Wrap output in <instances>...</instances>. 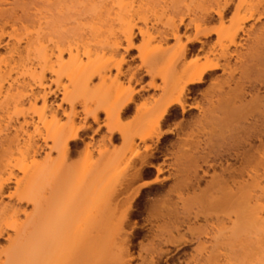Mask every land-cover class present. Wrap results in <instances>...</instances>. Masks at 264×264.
Wrapping results in <instances>:
<instances>
[{
  "label": "bare ground",
  "instance_id": "1",
  "mask_svg": "<svg viewBox=\"0 0 264 264\" xmlns=\"http://www.w3.org/2000/svg\"><path fill=\"white\" fill-rule=\"evenodd\" d=\"M22 1L0 0V44L6 34H9L8 39L14 41L11 44L9 58L0 55V72L4 73L2 75L0 73V110L6 115V122L2 126L0 123V199L9 189V185L14 184L13 192H9L7 196L14 201L13 204H4L0 201V237L8 230L13 233L6 234L9 246L0 251V255L3 254L5 257L3 260L0 257V264H48L51 262L50 257L54 259V255L55 260L51 264L67 262L69 264L75 259L73 254L72 256L68 253L72 251L76 253L77 248L83 246V242L84 244L90 242V236L86 230L80 229L83 226V229L87 228L85 220L89 217H84L87 211L83 218L80 217L82 220L78 219L75 227L70 226L74 217L64 214L69 213L70 209L63 212L65 208H62L61 203L64 200L63 194L60 195L58 190V187L64 188L61 186L66 183L67 173H71L69 169H65L66 161L74 151L75 144L81 140V133L88 128L87 125L86 127L75 124L74 119L79 112L83 114L84 119L90 118L93 122H97L99 114L102 113L105 121L102 127H105L109 134L108 139L105 138L107 141L114 138L120 139L121 146L118 149L112 147V151L104 147V151L98 152L102 161L98 160L96 165L92 162L90 163L92 166L90 164L84 166H89L84 172L81 168L83 173L81 172L80 177L72 176L75 178L73 183L76 184L71 185V181L68 183V178L72 179L69 174L68 185L65 184V190L62 192L60 190L61 193L66 194L68 191V195H71L79 184H81L79 186L90 187L92 182L85 186V181L89 183L87 182L89 180L85 179L94 178L93 174L96 170L98 176L101 175L96 176L98 181L104 179V184L98 181L94 183L95 188L98 187H96L97 182L102 184V189L98 188L100 196L97 194V197H94L91 194L90 191L94 185L93 187L91 185V190L88 191L91 196L86 195L90 196L88 199L95 198L92 201L93 204L97 203L96 199L100 200L101 208L98 206L100 204L95 205L94 208L95 211L98 208L100 213L96 211L98 215L104 214L111 199L119 194L118 190L111 189V187L114 188L111 185L114 178L119 175L120 164L125 162L126 166L135 165L138 160V172L151 167L147 163L149 158L147 152L152 147L147 143L153 139L158 142L165 137L163 126L171 115V111L177 107L182 113L197 110V113L200 112V118L194 126H200L203 130L214 122L211 127L220 129L218 138L221 143L214 147V155L202 160L214 171L212 176L214 178L211 177L214 179V197L217 198H214V204L216 200L219 202L218 205L221 202L228 203L226 200H230L231 205L234 197L236 201L233 202L239 203L233 206L235 214L232 208H229L235 217L227 218L231 224L230 228H221L217 230L218 233L230 231L229 234L237 236L239 232H247L249 226H252L253 230L259 227L260 230L261 225L264 230V222H262L264 215L262 218L260 215L264 207L258 208V201L253 202L254 208L248 206L249 200L253 197H249L252 194H249L251 191L249 192L248 188L253 184H249L248 180H259L254 177L258 173V168L262 169L261 174L264 176V0H154L153 5L161 6L156 9L163 14L167 12L166 16L169 12L171 16L163 17L160 12L161 14L156 16L166 18V22H161L160 18L156 17L155 23L151 26H147L144 15L137 17L138 21H144V28L137 29V34L141 38V44L137 48L134 45L136 23L135 20L130 19L137 15V11L127 10L131 0H33V2L30 0L31 3L28 4ZM1 4L12 6L6 8ZM153 9L155 10V7ZM230 9H232L230 15L226 18ZM156 12L158 13L157 10ZM114 21L119 22L117 30L112 28ZM249 23L252 24L247 26ZM16 24L22 26L24 30L22 36L15 34ZM155 24H161V27H154ZM6 27H10L9 33L6 32ZM182 38L184 40H181ZM169 41L175 42L173 47ZM21 43H24V46L22 45L24 58L21 59L24 61L21 65L19 64V71H16L18 63L10 65V62L14 61L13 55L20 59ZM118 48L126 52L136 49L137 58L140 61V66L137 68L142 69L150 78L148 86L160 90L158 97L148 102L149 106L143 102L141 106H134V115L130 116L132 121L127 120L129 122H123L122 117L131 105L135 104L134 97L138 90L131 88L130 84L132 80H135V84L138 85L136 80L138 72L136 69L129 70V77L126 78L127 81L125 80L129 85H122V81L118 78L123 76L122 66L125 59L114 57ZM2 65L9 69L4 71L1 69ZM111 70L115 71L113 77L110 74ZM219 71L223 72L225 77L217 83L219 79H215V82L211 81L213 82L212 87L209 86L211 89L202 96L205 102L202 103L204 109L199 101L190 95L197 86L205 82L208 76ZM11 73H17V77L11 78ZM47 73L51 75L49 82L54 86V91L48 84L43 83ZM19 78L24 81L19 82ZM92 79L98 81L95 88L89 86ZM156 79L160 80V84L154 83ZM112 82L115 83L112 84ZM36 87L44 90L41 96L34 92ZM56 92L61 95V103L67 104L69 109L68 112L62 111V116L65 117L64 123L58 120L57 110L48 109L47 98L49 95H55ZM39 100L41 102L38 105ZM189 100L194 102L189 103ZM77 105L80 106V111L76 109ZM55 106L56 109H60L61 104ZM135 123L144 126L145 131L132 135V126ZM206 130L204 131L208 132ZM211 130L214 131V129ZM168 134H173V131L170 130ZM39 140L48 150L41 163L38 162L42 149L38 145ZM47 142L50 145L46 144ZM139 143H143L141 153L137 149ZM52 152L59 157L58 165H52L54 161L49 158ZM207 159L214 160V169L213 165L207 164ZM155 171L158 174L162 172L160 168H156ZM201 171L202 176H198L197 184L208 175V170ZM14 172L18 175L16 176ZM89 174L93 177H89ZM140 178L139 173L126 177L120 187L130 188ZM149 184L150 182L141 183L135 195ZM43 186L44 190L46 186L49 188L47 197L40 193ZM81 188L80 191H82ZM251 188L258 189L254 186ZM84 190L83 188V193ZM258 190L264 191L262 188ZM263 191L261 194H264ZM217 192L222 193L225 198L216 194ZM79 194L82 195V193ZM68 195L67 199L70 197ZM217 195L223 200L227 199L223 201L218 199ZM256 198L257 196L254 200ZM88 199L85 202L88 203ZM93 204L90 207H93ZM23 206H31L32 212H24ZM60 207L62 212H59ZM73 212L75 215L76 211ZM70 213L72 214L71 211ZM22 214L24 220L20 221L17 218ZM125 216L123 215V219ZM9 219L14 220L9 222ZM123 219L120 220V224ZM91 221L96 222L92 219ZM216 222L219 227L221 222ZM79 224L80 227H78ZM223 224L221 223L222 227ZM91 230L93 231V228ZM111 230H102L103 237L106 238L109 232L112 234ZM110 236L107 240L111 241L113 236ZM97 237L101 238L102 235L98 234ZM244 239L243 242L246 243ZM112 240L111 242L114 243L117 241H114V238ZM260 243L263 241H259L261 247ZM242 245L244 249L245 244ZM87 247L91 249L90 245ZM261 250L264 249L261 248ZM60 251H63V254L68 251L66 253L68 259L65 257L66 261L63 259V263L57 261L62 257ZM57 252H60L59 259H56ZM69 255L72 257L71 261Z\"/></svg>",
  "mask_w": 264,
  "mask_h": 264
},
{
  "label": "rangeland",
  "instance_id": "2",
  "mask_svg": "<svg viewBox=\"0 0 264 264\" xmlns=\"http://www.w3.org/2000/svg\"><path fill=\"white\" fill-rule=\"evenodd\" d=\"M8 1H12V0H8ZM23 1L26 4L33 2V0H31V2H30V0H23ZM23 1H22V3H23ZM152 1H154V0H131V1H129L130 6L128 5L127 10L132 9L134 11H137V15L133 16V19H132V17H130V19L135 20V23H136V30L134 31V33H135V39H134L135 48L139 47L141 44V38L137 34L138 33L137 29L144 28V21H138L137 17H141L142 15H144L146 18L147 26H151L153 23H155L156 17L160 18L161 22H166V20H167L166 18H163L164 16H166L167 12H164V14H163V12L158 10L159 7H161V6L157 7V5L156 6L153 5L155 3L152 4ZM131 2H132V4H131ZM1 6L7 8V6L9 7L12 5L8 4V5L4 6L1 4ZM154 7H155V10L153 9ZM156 7L158 9H156ZM160 9H164V8H160ZM156 10L158 11V13L156 12ZM231 10L232 9H230L229 12L226 14V18L230 15ZM160 12L162 13L163 17L156 16V14L158 15ZM169 15H170V13L168 12L167 16H169ZM114 22L112 23V28L114 30H117L119 28V22L118 21H114ZM250 24H252V23L247 24V26H249ZM258 25L259 24H257V26ZM15 26L17 28V30L15 31V34L17 36H22V33L24 34V30L22 29V26L20 24H16ZM154 27H161V24H155ZM5 30H6V32H8L10 30V27H6ZM8 37H9V34H6V36H4L2 38L1 44H0V55L4 56L5 58H9L8 56L10 55V53H9L10 48L12 47L11 44L14 42L13 39L12 40L10 38L8 39ZM181 40H184V39L182 38ZM174 43L175 42H173V41H169V44L172 47L174 46ZM122 44L125 45L123 42H122ZM20 45H21L19 48L20 59L18 56L13 55L12 59L14 61L10 62V65H12V64L15 65L18 63V65H16V66H18L17 67L18 69H15L16 71H19V66L24 61V60H21L22 58H24V55H23L24 50L22 48L24 46V43H21ZM116 51L117 52L114 54L115 55L114 57L116 59H120L121 57H123L125 59V63L122 66L123 76H120L118 78V80L122 81V85L124 84V86H126L127 85L126 81L129 77L128 73H130L129 70H135V69L138 70L137 67L140 66V61L137 58L138 52L136 49L131 50L129 52H126L125 50H123L121 48H118ZM137 64H139V66H136ZM1 69H3L5 71L6 69L8 70L9 68L8 67L6 68L5 66L2 65ZM2 74H4V73H1V75ZM110 74H112L111 77H113V75L115 74V71L111 70ZM224 75L225 74L223 72L219 71V72H216L213 75L207 77L205 82L203 84L197 86L190 96L192 98H196L195 100L199 101V103L203 107L204 104H202V103H205V102H204L202 96L204 94H206V92H208L211 89V87L213 85L212 84L213 82H211V81L214 80V82H215L217 79H219V81L217 80L216 83L220 82V79L222 80L225 77ZM10 77L11 78L17 77V73H14V74L11 73ZM50 78H51V75L49 73H47L45 75V79H44L43 83L48 84L49 87L52 89V91H54L55 90L54 86L51 85L49 82ZM22 81H24V80L22 78H19V82H22ZM25 81H27V79ZM133 81L134 80H132V82ZM157 81L160 82L159 79H156L154 81V83L157 84ZM132 82H131V84H132ZM113 83H115V82H112V84ZM118 83H120V82H118ZM131 84H130V87L135 89L134 87L131 86ZM97 85H98V81H96V79H92L90 84H89V86L92 88H95ZM209 86H211V87H209ZM151 88L155 90V93L160 92L159 89H155L153 87H151ZM43 91L44 90H42V88H40V87H36L34 89V92H36L38 94V96L39 95L41 96L42 95L41 92H43ZM157 97H158V95L154 94L148 99H143L144 101L142 100L139 104H137L135 106L136 107L141 106L143 103L149 106L150 103H148V102H151L150 100H152L153 98L156 99ZM40 102L41 101L39 100L38 105L40 104ZM188 102L193 103L194 101L189 100ZM47 103H48V109L49 110L50 109L51 110H54V109L57 110L58 120L60 122L64 123L65 117L62 116V111L64 110V111L68 112L69 109H68L67 104L61 103L60 93L56 92L55 95H49V97L47 98ZM56 104H61L60 109H58V108L56 109V106H55ZM203 108L205 109V107H203ZM76 109H78V111H80V106L77 105ZM131 113H132V110L128 111L125 115H123V117H126V116L130 115ZM199 114H200V112L197 113V110H192V111H188L186 113H182L178 107L173 109L171 111V115L167 118V120L164 124V126L165 125L166 126L172 125L173 134H168V132L170 130H164L165 137L162 140L156 142L155 139H153L147 143L149 146L152 147V149L150 150V156L147 160L148 165H151V167L138 172L137 170L139 169V166H136L133 164H131L130 166H126V165H124L125 162L121 163L119 166L120 171L118 170L119 175L116 176L117 178H114V181H112L113 183L111 182L112 183L111 186L114 187V188L111 187V189L118 190L119 194H116V196H114L111 199V201L109 203L110 205L108 208H105L106 211L104 212V214L98 215L97 214V213H99L97 210L98 208L96 209V211H97V213H96L94 206L97 204H100V205H98L100 207L101 202H100V200L98 201V199H96L97 203L93 204L94 202L92 203V201H93V199H95L94 197H97V194L99 193L98 188H100V190L102 189V186H101L102 184H99V183L102 182L104 184V181H103L104 179L100 180V182L98 181L97 177H100L101 175L99 174V176H98V172L96 173V170L93 174L94 178H90V179H92L91 181H90V179H85V180H89V181H87L89 183H86V181H85V186H88V184H90V182H92L90 184V187L88 186L89 187L88 188V187L79 186L81 184L77 185L76 186L77 189L75 190V192L73 193L71 191L72 192L71 195L69 194L71 198L68 197V199H70V200L67 199L68 191L67 192L65 191L66 194L61 193V192H62V190H65V186H66L65 184L68 185V183H70V181H71V183H70L71 185L76 184V183H73V181H75V178L77 177V175H78V177H80V174H82L84 171H86V169L89 167V166L88 167H84V166H86L90 163L92 164V162H93V164H95L96 162H98V160L100 161L102 159L99 156L100 154L98 152H100L101 150L104 151V147L110 149V151H112L111 150L112 147L113 148L115 147L116 149H118L121 146V141H120V139H115V138L112 140H108V141H111L110 143L112 145H110V143L107 141V139H108L107 135L109 136V134L107 133V131L104 127H101L105 122L104 121V115L102 113L99 114L97 122H93L92 119H90V118L84 119L83 114L81 112L78 113V116L74 119L75 124L83 125V126L87 125L88 128L81 133V140L75 144L74 151L72 152L70 158L66 161V164H65V169H69L71 171V173L69 172V174H71V177L69 176L68 173H67V175H68V177H70L72 179L69 180V178L66 177V179H65L66 183H63L64 186H61L58 184V186H61L62 188L63 187L64 188L61 189L60 187H58L59 189L58 188L57 189L59 190L60 195L63 194L62 198L64 200L60 197V199H61L60 201L63 200V202H61L63 204L62 208L65 207L64 208L65 210L63 209V212H67L70 209L68 211L69 213H67V214L64 213V214L68 215V216H72V218L74 217V219H73L74 221L72 222V224L70 226L74 225V227H75V224L78 221V219L82 220L80 218L81 216L83 218V216L87 214L84 217H89L88 220H87V218L85 220V222L87 221L86 222L87 225H85V226H87V228L85 227L86 229L85 228L83 229V227H84L83 225L85 223L84 219L82 221L83 225H81L83 227H80V224H79V226L78 225L77 226L80 227V229H82V230H86V233L89 234V236H90L89 237L90 242L88 241V243H87L86 242L87 240H86L85 241L86 245L83 242V246H80L79 248H77V251L74 250V251H76V253H72L73 251L68 253L71 255L73 254L74 255V256L72 255L73 259H75V260H73L74 262H71L69 264H264V250H261V248L264 249V230H262V225H261L260 230H259V227H257L259 225H257V226L254 225L258 228V229L254 228L255 230H253L252 226H249V227H251L250 230L248 227V231L245 233L244 232H239L238 234L235 233V235L237 234V236H233L234 234L231 235V233L229 234L228 232H230V231H228V232L226 231L225 233H223L224 231L223 232L221 231L220 233H222L224 235L223 236L222 234L218 233L219 231H217V230H220L221 228L231 226V224L229 223L227 218L228 217H231V219L235 218L234 217L235 211L233 210L234 209L233 206H235L237 203L233 202V201H236V198L234 197L235 200H234V198H233V200L231 198V200H232L231 205H230V200H226L227 198L225 200L229 204L226 202L225 203L223 202V204H225L223 206V204L221 202L218 205L217 203H219V202H217V200L215 201V204H214V198H216V196L214 197V194H215L214 193V179H212V178H214V177H212L214 175V171H212L207 165H205L202 160L205 157H211L212 155H214V147H217L221 143V141L218 138L220 129L218 127V128H216L217 129L216 130L215 128L211 127L212 125H214L213 124L214 122L213 123L211 122V124L207 126V127H209V129L207 127H205V129L202 130L200 126H194V123L200 118ZM5 116H6L5 113L0 110L1 126L6 122ZM123 117H122V121H123ZM129 121H132V120L130 119ZM129 121H126V122H129ZM164 126H163V128H164ZM194 127H196L197 129L196 128L194 129ZM103 129H104V131H103ZM132 129L133 130H132L131 134L132 135H138L140 133H143L146 128H144V126H141V124L135 123L132 126ZM211 129H214L215 134H214V131ZM204 130H206L208 132H205ZM209 130H211V131H209ZM191 131L194 133L193 136H192L193 133H191ZM201 131L205 132V133H202ZM209 132H210V134H209ZM211 132H213V133H211ZM205 135L207 136L206 138L204 137ZM202 138H203V140H202ZM196 142L198 143V145ZM46 144L50 145L49 142H47ZM38 145L42 147V149L40 151V156L38 157V162L40 161V163H41L43 161V159L45 158V155L48 152V150L44 147L45 144L41 140L38 141ZM185 145L189 146V148H185V147H187ZM182 147H184L185 149L183 148V150H181ZM137 149H138L139 153L143 152V143H139L137 146ZM193 150H195V151H193ZM178 153H179V155H178ZM186 154H187V156H186ZM49 158L52 161H54V163L52 162L53 163L52 165H54V164L58 165L60 163L59 157L55 152L50 153ZM217 162L218 161H216V163ZM213 163H214V160L207 159V164L213 165V169H214ZM91 164H90V166H92ZM97 164H99V163H97ZM81 168L83 169V172L81 171L82 170ZM156 168H160L162 170V172L160 174H158L155 171ZM96 169H97V166H96ZM100 169H101V167H100ZM99 170H97V171H99ZM201 170H203V171L208 170V175L205 176L203 178V180L197 184L196 181H197L198 176H202ZM211 171L213 172V174H211L212 173ZM217 171H219L218 168H217ZM262 172H263L262 169L258 168V173H257L258 175L257 174L254 175L255 179L260 180V181L258 180L259 182L255 181V180H254L255 182L253 180H250V181H253L251 183L248 180V183L253 184L252 186H254L255 188L258 187V189H260V188L264 189V187H263V184H264V178L263 177L264 176H263V174H261ZM64 173H62V174H64ZM137 173L140 174L142 179H145V181H143V182H150V184L148 185V187L141 188L140 193L135 195V192L138 189V187H136V188L130 187V188L124 189V188L120 187V184L123 183V181L126 177H131ZM14 174H16V176L18 175L17 172H14ZM59 174H60V172H59ZM91 175H92V173H91ZM91 175L89 174L88 176L90 177ZM251 175H253V174H251ZM260 175H262L263 177H261ZM72 176H74L75 178ZM93 176H91V177H93ZM256 176L257 177L259 176V177L257 178ZM56 177H58V176H56ZM59 177H61V176H59ZM209 177H210V179H209ZM67 178L69 181L68 183H67ZM148 179H152V180H148ZM207 179H209V180H207ZM62 181H63V179H62ZM96 181L99 182V183L97 182V184H98V185H96V187L98 186L97 188H95V185H94V183H96ZM48 184H47V186H48ZM45 185L46 184H44V186ZM91 185H92V187L94 185V188L92 190H91ZM197 185H198V187H197ZM207 185L208 186L210 185V186L208 187ZM44 186L42 187V189L44 188ZM47 186L45 187L46 188L45 190L41 189L42 192H40L45 197H47L49 195V188ZM80 187H82L81 188L82 191H83V188L85 189L84 193L79 190ZM248 187H249V185H248ZM8 188L9 189L4 193V195H3L2 199H0V201H2L4 204L11 205V204H13L14 201L8 199L7 196H8L9 192H13L14 184L13 183L10 184ZM67 188H68V186H67ZM207 188H209V189H207ZM250 188H248L249 189L248 191L249 192L251 191L249 194H252V195H250L249 197H251V196H253V197H251L252 200L249 198L250 204L248 203V206L252 207L253 202L258 201V205H257L258 208H259V206H261L260 208L264 207V194H261V192L263 190L261 191V190L254 189V188H251L252 189L251 190ZM68 189H70V188H68ZM60 190H61V192H60ZM88 191L92 192L91 194L94 196V197H92V199H88L91 196L90 192H88ZM69 192H70V190H69ZM79 193H82V195ZM263 193H264V191H263ZM72 194H76V195H72ZM86 194L90 195V196L88 197ZM216 194H220L221 197L225 198V196L224 195L222 196V193H220V192L219 193L217 192ZM98 195L100 196V194H98ZM72 196H75V197L72 198ZM80 196H82V197H80ZM256 196H257V198H256V200H254V197H256ZM217 197H218V199L223 200V198H221L219 195H217ZM74 199L75 200L77 199L78 201H75ZM87 199L89 201L88 203L85 202ZM116 199H118V200H116ZM225 200H223V201H225ZM115 201H116V203H115ZM251 202H252V204H251ZM83 203H85V204H83ZM91 203L93 204V207H90L92 205ZM62 204H60V205H62ZM70 204H72V205H70ZM60 205H58V206H60ZM22 208H23V211L26 213L32 212L31 206H27V207L23 206ZM62 208L60 211L59 210L58 211L62 212ZM229 208H232V212L234 211L233 212L234 214L231 212V209H229ZM237 208H238V206H237ZM253 208H254V206H253ZM77 210H79V211H77ZM70 211L72 212V214L70 213ZM73 211H76L75 215L73 214L74 213ZM83 211H85V212H83ZM86 211H87V213H86ZM237 211H236V213H237ZM255 211H256V208H255ZM82 212L84 213L83 215L81 214ZM88 212L89 213L91 212V213L88 214ZM248 212H249V210H248ZM251 212L254 213L253 210H251ZM121 214H122V216H120ZM123 215L124 216L126 215L124 219H123ZM260 215L262 218L264 215L263 209H262V212H260ZM75 217L77 220L75 219ZM17 219H19L20 221H23L24 215L23 214L19 215ZM91 219L96 221V222L92 223ZM121 219H123V221H121L122 223L120 224ZM10 220L11 219H9V222H12L14 219L11 221ZM115 220H116V222H113ZM220 220H222L224 222H222ZM263 220H264V218H263ZM216 221L224 223L223 224L224 226L222 227V225L220 223L219 224L220 226L218 227L217 226L218 224ZM5 222H6V220H5ZM9 222H7V223H9ZM262 222H264V221H262ZM249 224L252 225L253 223H249ZM263 225H264V223H263ZM70 226H68V228ZM91 228H93V231L91 230ZM229 228H227V230ZM104 229H110V230L112 229L111 230L112 234H110V232H109L105 236L106 238H104L103 237L104 234H103V232H101ZM94 230H95V232H94ZM115 230H116V232H115ZM119 230H120V232H119ZM106 232H108V231H106ZM106 232H104V233H106ZM6 234L12 235L13 233H12V231L8 230V231H6ZM6 234L3 235L2 237H0V251L7 249L9 246V242H8ZM98 234L102 235L101 238H103V239L97 237ZM109 235L113 236L112 239L114 238L115 239L114 241H116V240L117 241L114 243V242H111V241H113L112 239H111V241H110V239L107 240V238H109ZM229 235H230V237H229ZM227 237H229V238H227ZM233 237H235V239ZM230 238H231V240H230ZM240 238L241 239L246 238V240L244 239L246 241V243L243 242V239L241 242ZM95 239H96V241H95ZM236 239H238L239 241ZM99 240H101V241H99ZM260 240L263 241V243H260L261 247L259 245ZM93 241H95V242H93ZM97 241H99L98 244H97ZM230 241H231V244H229ZM256 242H258V244ZM241 243L245 244L244 249H243V245ZM226 244H228L229 246ZM87 245L88 246L90 245L91 249L89 247H87ZM106 245H107V247H106ZM257 245L259 246L260 249L258 248ZM256 248H258V249H256ZM60 252L62 253V257L59 254ZM60 252H57L59 255L57 254L58 258H56V259H59L61 257L57 261H59L60 263H63L64 262L63 259H65V261H66V258L68 256V254H66V253L68 251H65L64 254H63V251H60ZM209 253H211V254H209ZM208 256H210V257H208ZM0 257L2 260L5 259L3 254H1ZM71 258L72 257L70 256V261H71ZM51 259H52V257H50L51 262L54 261L55 255H54V259H52V260ZM61 260H62V262H61ZM51 262L48 264H51Z\"/></svg>",
  "mask_w": 264,
  "mask_h": 264
},
{
  "label": "crops",
  "instance_id": "3",
  "mask_svg": "<svg viewBox=\"0 0 264 264\" xmlns=\"http://www.w3.org/2000/svg\"><path fill=\"white\" fill-rule=\"evenodd\" d=\"M136 66H139V64H137ZM137 72L138 73L136 76V80L138 81V85L135 84V82H134L135 80L131 84L132 87H134L136 90H138L137 94L134 97V103L135 104L131 105L130 109L128 110V111L132 110V113L126 117H123V121H127V120L131 119V117L134 115V111H135L134 106L139 104L143 99H148L154 94H157V95L160 94V93H155V90L152 89L150 86H148V83L150 82V78L144 74L142 69H138ZM157 84H160V82L157 81ZM163 129L164 130H173L172 125H167V126L165 125ZM103 131H104V129H103ZM147 155L150 156V151L147 152ZM135 165L139 166L138 160H136ZM148 180H152V179H148ZM143 181H145V179H142V178L138 179L136 182H134L132 184L131 188L138 187Z\"/></svg>",
  "mask_w": 264,
  "mask_h": 264
}]
</instances>
